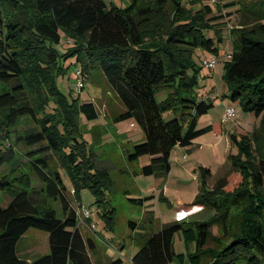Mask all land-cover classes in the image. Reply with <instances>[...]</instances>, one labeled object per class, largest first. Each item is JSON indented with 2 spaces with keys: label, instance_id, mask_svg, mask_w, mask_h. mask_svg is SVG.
Returning a JSON list of instances; mask_svg holds the SVG:
<instances>
[{
  "label": "trees",
  "instance_id": "1",
  "mask_svg": "<svg viewBox=\"0 0 264 264\" xmlns=\"http://www.w3.org/2000/svg\"><path fill=\"white\" fill-rule=\"evenodd\" d=\"M198 3L201 0H127L124 6L106 0H0V167L15 160V144L7 145L5 140L10 139L9 130L20 117L35 116L38 106L34 95L41 85L46 93L38 94L42 96L38 102L44 109H51L41 131L21 135L17 141L27 145L47 143L28 151L30 168L43 184L42 190H37L26 174L10 177L11 181L5 179L9 173L1 175L0 192L10 191L12 199L0 205V264H94L90 253L95 252V244L80 231V218L69 203L67 186L59 169H50L45 154H57L60 167L67 169L75 184L78 202L79 186L90 187L100 196L103 186L112 185L109 170L96 163L94 149L82 138L78 121L81 116L88 120L98 117L95 103L70 100L58 87L68 58L74 57L83 73L95 66L100 69L124 106L114 121L133 118L142 127L145 140L134 145L129 159L150 156L141 167L143 175H167L175 146H189L198 136L213 130L211 124L197 128L198 118L209 111L213 101H199L192 93L198 69L193 54L198 48L218 54L214 38L206 32L220 33L222 23L215 26L220 18L211 4L198 8ZM237 3L239 0H233L225 6ZM243 10L258 25L248 30L245 26L249 23L245 22L230 32L234 48L225 62L223 88L233 102L260 117L261 126L264 0L259 7ZM170 13L174 17L167 26L152 27L155 18L167 19ZM62 39L73 42L65 52L58 47ZM162 92L165 98L159 101ZM171 108L179 116L165 119L164 112ZM254 133L229 136L237 153L229 154L231 171L212 188L207 186L211 169L198 168L200 190L194 202L204 205L206 218L167 223L154 232L149 229L154 211H146L147 222L139 225L144 231H136L132 237L138 247L131 259L133 264H169L176 259L184 264L185 254L174 248L177 233L187 248L193 246L188 264H264V159L256 165L251 161L249 140ZM233 172L240 180L227 189ZM13 181L24 182L30 191L14 189ZM35 192L40 199L33 197ZM41 192L60 199L61 217ZM149 198L131 200L143 204ZM106 218L107 227L112 228L113 217ZM30 228L48 232L49 251L28 263L18 255L17 244ZM121 262L119 258L112 264Z\"/></svg>",
  "mask_w": 264,
  "mask_h": 264
},
{
  "label": "rangeland",
  "instance_id": "2",
  "mask_svg": "<svg viewBox=\"0 0 264 264\" xmlns=\"http://www.w3.org/2000/svg\"><path fill=\"white\" fill-rule=\"evenodd\" d=\"M233 0H201L196 7H200L204 3H209L214 7L215 15L218 16L215 26H221L222 30L217 33L214 30L206 32L208 37H213L216 46L218 47V59L214 68H209L203 64V60L209 58L213 53L205 49H196L193 54V61L197 69L196 85L193 89L194 97L213 101V106L208 112L202 114L198 118L197 128H203L208 125H213V130L198 136L193 142L194 149L191 153H185L181 147H175L171 153L172 169L165 176L143 175L141 167L150 161L149 155H143L137 159H129V155L133 152L135 144L145 140V134L140 124L133 118H128L120 121H114L115 116L124 109L123 104L107 84L100 69L96 66L90 69L89 72L83 73L84 81L83 88H78L75 75L76 67L80 64H75V58L70 57L64 61V66H68L66 72L58 79L59 89L66 94L71 100L78 98L79 102H94L99 112L98 117L92 120L86 119L84 116L77 117L81 124L82 138L94 149L95 160L101 167L107 168L112 178L110 188L102 187L103 195H98L92 191L90 187L79 186L78 195L81 206L90 209V218L84 221L95 226L89 230L85 225L80 226L83 236H97L95 239V252L103 254V251L110 257H120L121 264H133L131 256L138 250V247L133 241L135 231H144L143 226L146 221L145 213L147 210H153L155 220L150 230L158 231L164 222H171L181 219L180 200L189 202L195 197L197 190V181L194 176L199 175L198 168L200 166L209 167L212 171L211 177L208 178L207 186L212 188L217 180L231 171V160L229 154L237 153V148L230 143L228 147V138L232 133L250 134L254 130V134L250 135L251 161L254 165L258 164L261 159H264V124H261V118H257L253 113L246 112L241 104L233 102L226 92V87L223 88L224 82L222 76L224 72L225 62L230 59L234 45L232 44L234 36H230V32L243 27L241 23L248 22L245 26L248 30L257 28V23L252 19L249 12H244L243 8L259 7L262 0H239L235 5L225 6ZM107 3H115L116 5L124 6L127 0H106ZM189 5V4H188ZM242 8V9H241ZM209 16V15H208ZM171 13L166 18H155L152 27L159 28L167 26L173 19ZM264 22V20H263ZM232 28V29H231ZM162 31V30H159ZM221 37L219 41L218 38ZM73 42L67 39H62L58 47L62 52L67 48L72 47ZM193 70L190 68V73ZM40 91H36L34 101L38 108L35 116H23L9 130L10 139H6L5 143L12 144L16 150L15 163L6 161L0 167V179L3 174L9 173L5 179L10 180V177L26 174L31 177V182L37 190H42L43 184L38 176L30 168L28 151L34 148L47 146L46 142L27 145L26 143H18V137L29 132H37L42 130L44 118L49 115L50 107L44 109L40 105L38 99L46 93L45 86H40ZM35 94V93H34ZM165 98V92L158 94V100ZM228 106H233L236 110L232 119L224 121V113ZM179 116V112L173 108L164 112L165 119H171ZM185 121V120H184ZM184 131L187 126L184 125ZM198 145V146H197ZM197 146V147H196ZM5 148V146H4ZM47 159L50 162V169H59L62 179L67 186V197L71 206L79 210L80 205L77 201V196L74 193L75 184L72 181L67 169L61 168V162L56 153L52 151L45 152ZM42 155V154H41ZM12 164V165H11ZM16 169H12L13 167ZM4 176V175H3ZM240 180L237 172H233L228 177V187L231 189L236 186ZM165 185V188H164ZM13 188L16 190H28L30 186H26L24 182L13 181ZM163 189V190H162ZM42 196L47 199L48 204L53 207L57 216H62V208L60 199L50 198L41 192ZM150 195V196H149ZM40 194L35 192L33 197L40 199ZM150 197L143 204L132 201L131 198ZM100 198V200H99ZM12 199L10 191L6 193L0 192V205H7ZM169 199V200H168ZM195 199V198H194ZM99 200V201H98ZM168 203H167V201ZM185 204V203H184ZM106 216L112 218V228H108L109 220ZM130 222H136L138 225H132ZM90 228V227H89ZM214 233L218 234L217 226L213 227ZM95 233V234H94ZM48 232L36 228H30L23 236L22 243L24 248L18 247V252L22 258L23 250L27 251L28 258L34 259L49 250ZM20 242V241H19ZM122 245L121 250H116L113 247ZM174 248L178 253H184L188 264L189 253L194 251L193 246L186 247L181 234L177 233L174 241ZM95 254H92L94 258ZM169 264H182L179 260H174ZM246 264V263H239Z\"/></svg>",
  "mask_w": 264,
  "mask_h": 264
},
{
  "label": "crops",
  "instance_id": "3",
  "mask_svg": "<svg viewBox=\"0 0 264 264\" xmlns=\"http://www.w3.org/2000/svg\"><path fill=\"white\" fill-rule=\"evenodd\" d=\"M124 110V109H123ZM122 110V111H123ZM119 114V113H118ZM115 120V119H114ZM195 141V139L193 140V142ZM193 142H192V144L191 145H189V146H180V145H177V146H175V147H181V148H183L184 150H185V153H191L192 152V150L194 149V146H193ZM228 147H229V145H230V140H229V138H228ZM198 146V145H197ZM196 146V147H197ZM174 147V148H175ZM171 153H172V151H171ZM170 164H171V169H172V160H171V155H170ZM205 167V166H204ZM209 168V167H208ZM171 169H170V172H171ZM212 172V171H211ZM160 177V176H159ZM194 178H195V180L197 181V190L195 191V197H196V195H197V193L199 192V190H200V176L199 175H195L194 176ZM164 188H165V185H164ZM163 190V189H162ZM150 196V195H149ZM146 197H148V196H146ZM194 197V198H195ZM144 198V197H143ZM194 198H192L189 202H182L181 200H180V205H181V208H180V214H179V216H180V218L181 219H178V220H174V221H171V222H164V223H162V225H164V224H167V223H172V222H177V221H189V220H195V219H204V218H206L207 216H208V212H207V209L206 208H204V205L203 204H200V203H195L194 201H195V199ZM169 200V199H168ZM167 201V200H166ZM167 203H168V201H167ZM185 203V204H184ZM154 217H155V215H154ZM154 220H155V218H154ZM86 224V227L90 230L91 228H93L92 227V225H89V224H87L85 221H83V222H81L80 223V226H82V225H85ZM161 225V226H162ZM79 226V227H80ZM90 227V228H89ZM161 228V227H160ZM81 231V230H80ZM91 231H92V229H91ZM137 231V230H136ZM135 231V232H136ZM155 232V231H154ZM95 234V233H94ZM25 235V234H24ZM23 235V236H24ZM23 236L20 238V242L18 241V244H17V252H18V247L19 248H24L25 247V245L24 244H21L22 243V239H23ZM88 237H90V238H92V240H93V242H94V244H95V242L96 243H99V239H98V241L97 240H95V239H97V238H99V237H97V236H88ZM175 237H176V235H175ZM175 237H174V241H175ZM114 249H115V252H116V250H117V252H118V250H121V248H122V245H120V246H118V247H113ZM96 249V248H95ZM49 251V250H48ZM46 253H48V252H46ZM46 253H44V254H46ZM22 256H26V258L27 259H25V258H22L21 256H20V254H19V252H18V255L20 256V258H22L23 260H25L26 262H28V263H30L32 260H34V259H36L37 257H39V256H41V255H39V256H37L36 258H34V259H30V258H28V253H27V251H25V250H23V252H22ZM92 254H95L94 255V258L92 257ZM135 253H133V255H134ZM43 255V254H42ZM133 255L131 256V259H132V257H133ZM90 256H91V259H92V261H93V263L94 264H112V261L113 260H117V259H119L120 257H117V258H114V257H110L107 253H106V251H103V254H100V253H90ZM132 261V260H131ZM183 262H184V264H185V262H186V258L183 260ZM122 263V262H121ZM120 263V264H121Z\"/></svg>",
  "mask_w": 264,
  "mask_h": 264
},
{
  "label": "built area",
  "instance_id": "4",
  "mask_svg": "<svg viewBox=\"0 0 264 264\" xmlns=\"http://www.w3.org/2000/svg\"><path fill=\"white\" fill-rule=\"evenodd\" d=\"M231 56V53H230ZM218 55L212 54L209 58H206L203 60V64L209 68H214L216 63H217ZM75 75L77 79V85L78 88H83L84 86V81L82 79V68L81 66H77L75 70ZM236 110L233 106H228L226 108V111L224 113V121L232 119V117L235 115ZM90 209L85 207V206H80L79 210H77V214L79 215L80 218V223L84 221V219L90 218ZM94 227L95 225L92 224Z\"/></svg>",
  "mask_w": 264,
  "mask_h": 264
}]
</instances>
